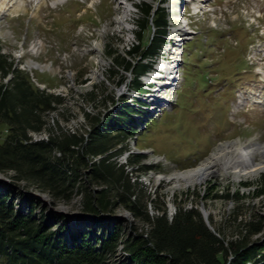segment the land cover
Wrapping results in <instances>:
<instances>
[{"label":"rangeland","instance_id":"rangeland-1","mask_svg":"<svg viewBox=\"0 0 264 264\" xmlns=\"http://www.w3.org/2000/svg\"><path fill=\"white\" fill-rule=\"evenodd\" d=\"M127 1L133 5L131 15L127 16L125 0H66L55 7L47 1L36 11L27 1L26 11L10 12L1 20L0 52L13 58L15 67L64 97L60 106L65 109L62 115L58 117L51 112L47 116L51 124L59 118L63 128L82 129L85 127L84 112L94 113L100 109L113 113L120 93L137 95L126 90L132 87V81L129 84L127 81L132 73L121 65L120 74H115L114 79L108 75L110 68L116 69L112 64V50L129 60L125 51L140 41L136 32L141 33L142 44L153 32L151 26L144 30L138 28L136 21L141 15L137 5L147 2L163 7L169 19V32L163 37L164 50L160 51L157 63L170 61L164 59L165 54L173 57V61L175 57L183 58L182 65L180 62L182 80L176 90L171 88L169 93L174 99L176 96V100L173 107L167 104L170 111L165 110L158 119L148 120L138 138L127 136L123 143L117 144V148L125 147L116 161L127 163L131 155L138 153L137 148L147 151L139 153L143 155L142 163L155 168L141 173L138 180L141 189L153 200L147 201L152 214L156 213L154 201L158 199L164 201L169 214L174 212L176 202L185 207L195 206L200 212L201 206L208 222L212 220L210 227H216L236 201L215 199L210 195L226 191L239 197L242 213L247 210L264 213V169L239 182L228 173L212 175L200 184L187 185L184 179L177 178L178 174L197 168L222 144L238 139L245 144L254 140L264 143V76L260 73H264V0H215L213 14L205 12L202 17L186 14L184 19L174 17V0ZM181 21H189L190 31L185 35L188 39L182 42L171 39L176 38V30L184 23ZM29 60L36 61L39 67H30ZM120 77L123 81L126 79L127 86L119 84ZM88 91L94 92L99 100L105 97L108 101L105 107L100 104L96 108L89 98L83 101L81 94ZM252 98L263 102L254 103ZM29 135L37 140L45 138L47 132L42 130ZM137 166L138 162L128 170ZM216 168L221 171L220 166ZM12 174L0 171V184L15 190L12 197L16 205L23 200V194H29L39 201L44 222L51 221L52 213H63L70 229L79 228L74 225L78 223L75 217L81 214L78 195L69 202L53 201L46 192L15 180ZM35 215H40L37 208ZM110 218L134 220L122 207ZM231 226L227 223L225 229L228 237L235 239L237 235H230ZM261 236L264 233L252 235L250 240ZM116 249L115 256L106 264L126 260L122 242ZM251 263L254 260L247 262ZM260 263L262 261L257 264Z\"/></svg>","mask_w":264,"mask_h":264},{"label":"trees","instance_id":"trees-1","mask_svg":"<svg viewBox=\"0 0 264 264\" xmlns=\"http://www.w3.org/2000/svg\"><path fill=\"white\" fill-rule=\"evenodd\" d=\"M137 8L138 28H150L151 22L155 29L144 44L136 32L140 41L125 51L129 60L113 49L116 69L107 72L114 79L121 65L133 74L134 86L148 66L137 58L153 55L166 33L163 7L158 6L153 14L150 3L142 2ZM48 88L52 89L37 86L26 71L14 66L13 58L0 52V171L12 172V178L46 192L53 201L69 202L78 195L81 214L75 221L87 226L70 230L63 213H52L51 221L44 222L38 200L23 194L16 205L15 190L0 184V264H106L120 242L126 260L118 264H247L251 260V264H264V236L250 240L264 233V213H242L239 197L229 191L210 195L236 201L212 229L195 206L176 202L169 214L164 201L156 199V213H150L147 201L153 200L141 189L138 178L155 167L142 163L139 153L125 164L116 161L125 147L117 148V144L134 132L127 127L131 109L120 106L113 113L84 112L85 127L72 131L63 128L59 118L52 124L48 120L51 112L59 117L65 110L60 107L64 97ZM81 98L92 99L96 108L108 102L89 91ZM42 130L47 132L45 138L31 139L29 133ZM137 162L135 169L128 170ZM119 207L127 209L134 220L110 218ZM227 223L232 224L230 235H237L235 239L228 237Z\"/></svg>","mask_w":264,"mask_h":264},{"label":"bare ground","instance_id":"bare-ground-1","mask_svg":"<svg viewBox=\"0 0 264 264\" xmlns=\"http://www.w3.org/2000/svg\"><path fill=\"white\" fill-rule=\"evenodd\" d=\"M27 1H28V3L30 2L32 4L31 7L34 8V10L36 11V9L41 7V5H43V3L47 2V1L49 2L50 6L53 7L55 4L61 3V2L63 3L66 0H0V22L2 19L5 18L4 15L6 16V14H8L10 12H12V14H13V12L16 13L20 9L25 10ZM125 1L126 2L124 5V13L126 14L125 16H127L130 14L133 5H132V3L128 2L127 0H125ZM211 1L212 0H204L203 1V3H205V5H206L207 9L211 8L209 5V3ZM194 6H195V8L202 7V5H200V4L194 5ZM117 17H119V16H117ZM181 24H182V21H181ZM187 26H188L187 23L184 22L180 26V28H178L176 30V35H175L176 39L181 41L185 38V35L190 33ZM98 32H99V30H98ZM186 39H188V38H186ZM163 54H165V53L163 52ZM161 61H163V62L162 63L160 62L158 65V67L161 68L159 70L161 73H159V74L164 75V73H165L164 70H166V72L168 71L167 72L168 76L166 77L167 80H164V81L157 80L158 83L160 84L161 88H162L163 85L168 87V85H170V82L172 81L170 79H174V77H175L174 72L176 71V67L179 63V60L176 61V58H175L174 61L172 60L173 62L165 61V60H161ZM30 67L37 68V67H39V64L35 63V62H31ZM146 75L153 77V74L150 72H147ZM155 75L160 77L157 74H155ZM163 78H165V77H163ZM151 79H153V78H151ZM124 84L127 86L126 83H124ZM121 85L123 86V84H121ZM167 87H165L164 89L167 90ZM169 87H171V86H169ZM125 88L126 87H123V89H125ZM156 89L159 90L156 93L155 92L147 93V94L144 93V98H142V99H146L147 101H152L155 98L154 97L155 95L163 94V92H164L163 89H160L159 87ZM126 90L127 91L129 90L131 93L138 95L137 96V95L128 94V96H130V97H127V98L131 102V104H132L135 97H142L143 96V94H140L138 92H133L128 88ZM252 101L254 103L255 102H258V103L263 102L261 100H255L253 98H252ZM148 107L150 108L151 111L154 109L158 110L157 107L152 106L151 104H149ZM144 108H146V107H144ZM142 152H147V151H142ZM257 156H258V158H257ZM243 159H246L247 162ZM217 166H220L221 171H219L216 168ZM261 169H264V143H261L259 141L255 142V140H254V142H249L245 145L244 143L239 142V139H238L234 142H228L225 145L224 144L220 145L216 149V152H213L212 155L210 156V158L203 161L197 168L185 171V173H180L177 175V178L178 179H181V178L184 179L187 185L188 184H200V183L204 182L205 180H207V178H209L212 175H216V174H222L223 175V174L228 173V174H231L232 176H234L236 178V180L239 182L242 178L254 177L259 170L261 171Z\"/></svg>","mask_w":264,"mask_h":264},{"label":"water","instance_id":"water-1","mask_svg":"<svg viewBox=\"0 0 264 264\" xmlns=\"http://www.w3.org/2000/svg\"><path fill=\"white\" fill-rule=\"evenodd\" d=\"M31 62H34V61L29 60V63H31ZM200 208H201V213H202V216H203V219H204L205 223L208 225V227H209L210 229H212V228L210 227V225H209L208 220H207V214H206V212L203 211V209H202L201 206H200Z\"/></svg>","mask_w":264,"mask_h":264},{"label":"crops","instance_id":"crops-1","mask_svg":"<svg viewBox=\"0 0 264 264\" xmlns=\"http://www.w3.org/2000/svg\"><path fill=\"white\" fill-rule=\"evenodd\" d=\"M125 72H126V71H124V73H125ZM130 73H131V72H130ZM130 76H131V78H133V74H132V75L130 74ZM122 78H123V77H122ZM122 82H123V79H122ZM120 83H121V82H120Z\"/></svg>","mask_w":264,"mask_h":264}]
</instances>
